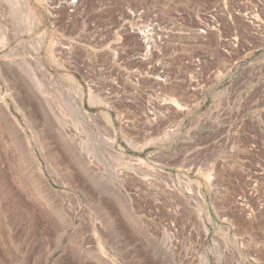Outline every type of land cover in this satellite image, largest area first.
Wrapping results in <instances>:
<instances>
[{"label":"rangeland","instance_id":"1","mask_svg":"<svg viewBox=\"0 0 264 264\" xmlns=\"http://www.w3.org/2000/svg\"><path fill=\"white\" fill-rule=\"evenodd\" d=\"M30 1L0 0L31 142L1 98L0 264H264V0Z\"/></svg>","mask_w":264,"mask_h":264},{"label":"bare ground","instance_id":"2","mask_svg":"<svg viewBox=\"0 0 264 264\" xmlns=\"http://www.w3.org/2000/svg\"><path fill=\"white\" fill-rule=\"evenodd\" d=\"M38 1L42 2L43 0H38ZM23 4L26 7H29V8H30V6H32L30 0H23ZM36 23H37L36 26H38L39 25V21L37 20ZM49 52H50V56H51L52 61L55 62L54 58L56 56V53H55L54 47H50ZM41 73H42V78L44 80L52 79L51 78V74H49L46 71V68L44 66L41 67ZM77 85H78V88H77L78 89V91H77L78 97L75 100H74L72 95L71 96L70 95H66L63 98L65 99V101L67 103V106H69V108L76 114L78 120H80L82 122H89L88 121V117L95 118V117L99 116L100 114H92V113H89V112L87 113V111H85L84 100H85V96H86V89H85V87H84V85L82 83H78ZM1 98H0L2 100L1 101L2 105L1 106L5 107V108L4 107H2V108H4L5 113H7L6 116H7V120L9 121L8 123H9L10 127H12V129L14 131H17V132L19 131V134L21 135V137L25 141L26 146H30L31 142L29 140L28 133L26 131H24L20 127V125H21L20 124V120L11 111L10 104H9L8 100L6 98H4V97H1ZM172 100H173V102L177 103L176 99H172ZM42 107H43V102L39 103L38 101H33L32 108H33L35 114L40 112ZM39 168L41 169V165L40 164H39ZM41 172H42V176L45 179V181L47 182L46 184H48L49 188H51V190H53V191H56L55 188H53V186L50 184L48 178L46 177V175H45V173H44V171L42 169H41Z\"/></svg>","mask_w":264,"mask_h":264}]
</instances>
